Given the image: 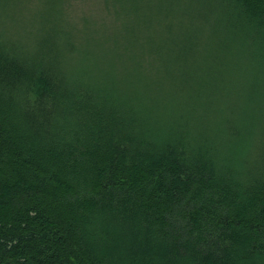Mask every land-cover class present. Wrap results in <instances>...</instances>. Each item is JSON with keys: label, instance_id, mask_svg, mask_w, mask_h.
Here are the masks:
<instances>
[{"label": "trees", "instance_id": "16d2710c", "mask_svg": "<svg viewBox=\"0 0 264 264\" xmlns=\"http://www.w3.org/2000/svg\"><path fill=\"white\" fill-rule=\"evenodd\" d=\"M71 1L0 0V264H264V0Z\"/></svg>", "mask_w": 264, "mask_h": 264}, {"label": "rangeland", "instance_id": "374dc122", "mask_svg": "<svg viewBox=\"0 0 264 264\" xmlns=\"http://www.w3.org/2000/svg\"><path fill=\"white\" fill-rule=\"evenodd\" d=\"M71 4L73 5L74 10L76 14L78 13V15H81L83 13L85 14L87 12L91 13V15L96 19L99 17H103L101 10L98 9L97 4L92 0H72Z\"/></svg>", "mask_w": 264, "mask_h": 264}]
</instances>
